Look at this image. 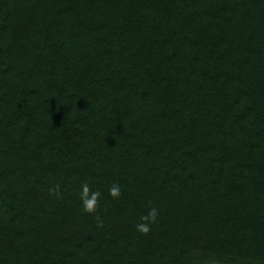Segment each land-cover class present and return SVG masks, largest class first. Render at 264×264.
<instances>
[{
    "label": "trees",
    "instance_id": "obj_1",
    "mask_svg": "<svg viewBox=\"0 0 264 264\" xmlns=\"http://www.w3.org/2000/svg\"><path fill=\"white\" fill-rule=\"evenodd\" d=\"M0 264H264V0H0Z\"/></svg>",
    "mask_w": 264,
    "mask_h": 264
},
{
    "label": "clouds",
    "instance_id": "obj_2",
    "mask_svg": "<svg viewBox=\"0 0 264 264\" xmlns=\"http://www.w3.org/2000/svg\"><path fill=\"white\" fill-rule=\"evenodd\" d=\"M90 193V188L88 186L87 183H85L82 186V191H81V199L83 202V207L86 211L88 212H93L95 211V208L97 206L98 203V199L100 197V193L99 192H91V195H89ZM110 193L113 196H118L120 194V188L118 185H113L110 188ZM156 216V210L152 209L151 212L149 213L148 216L143 217L144 220H149V219H155ZM139 229L143 232H147L149 230V227L147 224H140L138 225Z\"/></svg>",
    "mask_w": 264,
    "mask_h": 264
}]
</instances>
